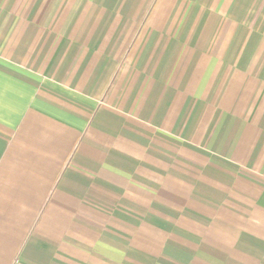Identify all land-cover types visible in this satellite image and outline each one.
<instances>
[{
    "label": "crops",
    "instance_id": "crops-1",
    "mask_svg": "<svg viewBox=\"0 0 264 264\" xmlns=\"http://www.w3.org/2000/svg\"><path fill=\"white\" fill-rule=\"evenodd\" d=\"M0 264H264V0H0Z\"/></svg>",
    "mask_w": 264,
    "mask_h": 264
}]
</instances>
